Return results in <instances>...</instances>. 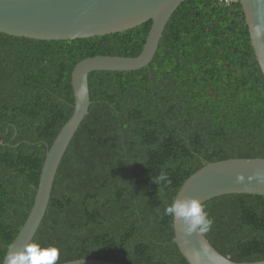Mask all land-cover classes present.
<instances>
[{"label":"trees","instance_id":"1","mask_svg":"<svg viewBox=\"0 0 264 264\" xmlns=\"http://www.w3.org/2000/svg\"><path fill=\"white\" fill-rule=\"evenodd\" d=\"M152 23L74 40L0 31V264L74 111L75 66L96 55L138 56ZM89 83L92 104L33 240L58 245L57 264H190L166 205L207 163L264 158V73L240 0H186L148 66L93 71ZM162 173L171 185L154 182ZM204 206L213 220L205 235L220 253L236 262L264 260L263 195L224 194Z\"/></svg>","mask_w":264,"mask_h":264},{"label":"water","instance_id":"2","mask_svg":"<svg viewBox=\"0 0 264 264\" xmlns=\"http://www.w3.org/2000/svg\"><path fill=\"white\" fill-rule=\"evenodd\" d=\"M186 0H0V31L43 40H74L104 36L153 21L142 52L135 57L96 55L81 60L72 73L75 108L50 147L34 205L23 228L9 246L13 251L32 242L47 212L62 159L92 104L89 76L93 71H132L154 59L170 18ZM259 65L264 73V0H240ZM261 26V36L256 27ZM243 176V180L238 177ZM232 193L264 196V158H230L207 163L192 174L178 192L206 201ZM176 242L190 264H264L236 262L220 253L199 232L187 235L182 220H174ZM60 264H132L81 258Z\"/></svg>","mask_w":264,"mask_h":264},{"label":"clouds","instance_id":"3","mask_svg":"<svg viewBox=\"0 0 264 264\" xmlns=\"http://www.w3.org/2000/svg\"><path fill=\"white\" fill-rule=\"evenodd\" d=\"M262 34L261 26L256 27V36ZM243 180V176L238 177ZM161 181L171 185L172 181L165 174H161L154 182ZM164 215L174 220H182L184 232L187 235L199 232L201 234L210 231L213 220L206 211L204 204L197 197H181L176 195L166 205ZM61 250L58 245H42L40 241L33 240L26 244L21 250L13 251L7 257L6 264H57Z\"/></svg>","mask_w":264,"mask_h":264},{"label":"built area","instance_id":"4","mask_svg":"<svg viewBox=\"0 0 264 264\" xmlns=\"http://www.w3.org/2000/svg\"><path fill=\"white\" fill-rule=\"evenodd\" d=\"M225 4H230L232 2H234L235 0H222Z\"/></svg>","mask_w":264,"mask_h":264}]
</instances>
